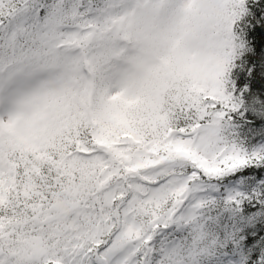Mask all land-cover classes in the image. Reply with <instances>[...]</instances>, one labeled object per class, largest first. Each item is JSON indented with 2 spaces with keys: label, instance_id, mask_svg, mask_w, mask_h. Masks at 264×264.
I'll use <instances>...</instances> for the list:
<instances>
[{
  "label": "snow or ice",
  "instance_id": "6c2138e0",
  "mask_svg": "<svg viewBox=\"0 0 264 264\" xmlns=\"http://www.w3.org/2000/svg\"><path fill=\"white\" fill-rule=\"evenodd\" d=\"M0 264H264V0H0Z\"/></svg>",
  "mask_w": 264,
  "mask_h": 264
}]
</instances>
